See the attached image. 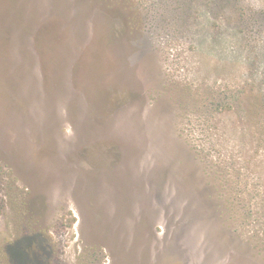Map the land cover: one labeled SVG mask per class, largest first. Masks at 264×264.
Returning a JSON list of instances; mask_svg holds the SVG:
<instances>
[{
	"label": "rangeland",
	"instance_id": "1",
	"mask_svg": "<svg viewBox=\"0 0 264 264\" xmlns=\"http://www.w3.org/2000/svg\"><path fill=\"white\" fill-rule=\"evenodd\" d=\"M262 103L264 0H0V264L23 237L27 264H264ZM208 134L249 215L220 232L189 205L172 235L133 229L156 171L205 188L184 140Z\"/></svg>",
	"mask_w": 264,
	"mask_h": 264
},
{
	"label": "trees",
	"instance_id": "2",
	"mask_svg": "<svg viewBox=\"0 0 264 264\" xmlns=\"http://www.w3.org/2000/svg\"><path fill=\"white\" fill-rule=\"evenodd\" d=\"M240 93H244L243 88L242 90L238 91L237 95L233 94L230 97L229 102L237 101ZM182 95L186 97H193L188 90H185ZM231 104V106L226 107V109L224 110L230 111L233 108V105L236 103ZM195 105L200 114L205 115L207 113H211L212 103L211 101H208V96L202 97L201 100H196ZM261 106L262 105L258 103L253 109L247 108V120L249 122H253L256 114H259L261 112ZM220 110L222 109L220 108ZM203 123L205 124L204 121ZM252 125L256 133V131L259 130V127L256 122L252 123ZM202 127L203 131L209 133V127L205 125H202ZM242 130L243 133H245V131L248 130V127L242 126ZM262 132L264 133V131ZM184 142L186 146H188V154L199 167L198 169L200 171V177L205 188H202V190H200L199 187L189 186L184 182L183 175H180L178 171H175L173 165H170L169 168L162 174L161 172L158 173L156 171L154 173V177L157 181L155 179H152L153 185L151 187L152 190L150 191V197L152 196L154 201H148L146 205L147 212L150 217L148 216L144 223H141V220H136L133 224V229L135 228V230H138L137 228H140L141 231L146 233L145 235L149 239H158V233L161 231V229L158 227V222L160 218L164 217V219L168 223L167 229H165V233L170 232V234L172 235L173 230L171 229V226L177 227L178 230L181 227L180 223H182L179 221H176V223H174L177 212L182 211V209H186L189 205H195L198 208L195 210L193 215H197L202 207L204 209L203 213L199 214L201 218L206 221H212L219 228L220 232L225 228L232 229V231L235 232L233 222H239L240 219L245 218L249 215L246 211V206H242L244 204L243 202H245L246 200L244 191L240 186H238V183L234 184L233 186V182L238 180L233 179L230 170L236 168L237 159H235V157H229L227 155H216L213 152L215 142L209 136V134L205 138L198 141L188 139L187 141L184 140ZM164 195H166L167 197H171V204L167 207L178 209V211H171L169 208H167V211L159 210V208L156 206V201L160 198V196L162 197ZM138 203L140 202L136 203V209L141 211V204ZM125 208L126 206L123 204L122 209ZM31 236H27V238H30ZM24 238L26 237L21 238L18 243L22 242ZM39 242L40 241H37L36 238L33 240V244L36 243L37 245ZM18 243L12 245L9 252L11 260L14 263L27 264L34 258L38 257V252L36 250L34 252V258L30 259L26 258L27 253L24 255V250L19 253H14V251H16L15 247L19 245ZM149 244L151 245V241Z\"/></svg>",
	"mask_w": 264,
	"mask_h": 264
}]
</instances>
